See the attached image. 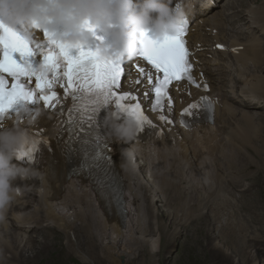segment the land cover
<instances>
[{
	"label": "bare ground",
	"instance_id": "6f19581e",
	"mask_svg": "<svg viewBox=\"0 0 264 264\" xmlns=\"http://www.w3.org/2000/svg\"><path fill=\"white\" fill-rule=\"evenodd\" d=\"M258 3L253 0L251 4L257 5ZM261 3L255 8L247 4L243 10H239L243 7V0H227L226 3L228 9L236 10V14L232 17L235 24L239 21L244 25L245 30L253 29L257 32L255 38L260 41L257 42L252 38L253 35L237 38V42L244 48L235 57L244 67H247L248 71L243 67L237 68L234 81L240 82L245 89L239 91L238 88L229 87L227 76L215 77L214 81L210 80L213 75L229 73L225 59H230L237 50L228 49L223 52L208 53L210 57L207 58L206 65L203 61L204 54L201 52L196 54V58H200L202 62V65L198 64V66L204 73H207V79L213 86L212 90L220 97L221 103L213 124L201 125L197 129H224L221 132V138L215 142L212 153L205 157L206 162L210 159L208 165L214 174L213 177H218L217 182L213 178L209 179L208 190L202 192L204 188L201 186L198 170L189 166V174L184 171L182 164L188 160V154L183 144L168 151L157 149L155 154H137L121 144L115 145L117 164L127 184L129 200L128 216L122 223L115 215L108 217L93 191L82 183L70 181L66 191L60 192L64 199L61 202L55 201L51 205L40 193L38 184L25 186L30 189V201L35 204L32 212L42 214L41 218L44 223L54 226L60 233H65L63 236L65 245L72 244L68 236L69 232L74 231L75 235L82 234L84 240L82 241L87 245L84 244L88 263L89 259L96 261L98 258H103L104 262L99 264H121L120 260L124 257L125 264H131L145 255L148 260L154 261L155 257L160 256L163 248L165 249V244L173 242L177 237H182V231L195 228L193 234L202 231L205 236L204 246L201 243V247L205 257L207 252L210 253L207 255L209 264H215L213 259L217 261V264H264V250H257L258 252L253 250L256 248L255 243L264 247V229L255 226L256 220L264 218V212L260 213L254 208L255 205L262 207L260 205L262 200L259 201L258 195L250 197L249 200L243 198L251 188H254L253 176L255 177L257 173H259L258 176H264V0ZM183 6L190 12L197 13V16L203 15L205 24L209 26L217 17V15H211L213 9L206 11L211 6L201 0H187L183 2ZM213 6H216V3ZM219 24V22L215 23L216 26ZM229 26L232 31L234 24L230 22ZM192 38L196 37L192 36ZM39 124L46 128L44 129L46 133H49L50 129H58L47 117L41 118ZM164 154L169 160L162 159L158 162V158H163ZM252 168L256 171L250 174ZM248 179H253L250 182L251 185L245 186L243 182ZM258 184L259 181H256L255 186L257 187ZM188 192L196 195V204L189 205ZM238 193L240 195L238 196L239 206L236 200ZM220 196L222 201L218 203V200H215ZM180 202H183L184 210L181 216L177 212ZM164 203H167L168 208L162 210ZM205 209L206 213L211 212L215 216L231 214L234 218L235 221L228 224L221 234L220 239L226 246L209 243L213 240V236L208 231L207 218L203 214ZM238 212L246 216L245 220H250L253 227L246 224L242 218L239 219L235 215ZM12 213L9 211L6 217ZM28 214H23L25 218H14V231H10L7 227L0 231V252L5 253L6 260L15 264H26L24 260L19 261V257L22 256L19 253L25 249L29 250L27 255V260H29L46 253L48 251L46 247L50 245L47 239L43 238L45 235L50 237L46 232L38 236H25V233H21L18 225L29 222ZM154 220H157V223H154ZM203 224H206V230L201 229L204 228ZM152 228L159 231L157 236ZM251 230L257 232L251 238V242L254 243L252 247L248 246L246 238L251 234L249 233ZM7 235H10V240L6 238ZM77 238L79 242V237ZM183 239L184 242L180 244V249L184 254V262L186 264H208L198 259L196 247H199L200 243L196 237L188 232ZM232 243L236 247L230 251L229 245ZM241 243L246 245L239 249ZM56 244L55 240L52 246L56 248ZM243 253L245 258H242ZM16 257L18 261L15 260ZM59 258L55 257L53 262L64 264L63 259L61 262ZM84 260L86 261L85 258L80 261L83 263ZM152 263L147 262L146 264Z\"/></svg>",
	"mask_w": 264,
	"mask_h": 264
},
{
	"label": "snow or ice",
	"instance_id": "6c2138e0",
	"mask_svg": "<svg viewBox=\"0 0 264 264\" xmlns=\"http://www.w3.org/2000/svg\"><path fill=\"white\" fill-rule=\"evenodd\" d=\"M179 7V5H177ZM175 36L157 41L150 38L147 33H141V46L138 56L150 65L157 74L154 78L151 72L144 67L137 66L136 71L142 77H146L147 83L152 86L155 94L156 108L163 109L164 101L167 100L169 107L172 99L169 96V86L174 81L186 80L196 87L199 85L193 79L192 65L189 61V50L186 47V26ZM89 30H93L89 27ZM48 36L47 33H45ZM50 47L44 53V62L37 71L27 62V58L34 55L29 41L17 32L0 25V120L17 115L20 109H13L23 102V107L35 110L41 102L45 108L60 110L62 99L70 98L72 108L69 112L79 113V124L88 123L93 128L102 110L114 105L115 108L128 116L135 118L139 128L151 122L141 111L139 102L134 104L126 101H137V97L130 93H120L122 77L126 75L127 65L119 58L101 59L95 51L79 49L77 56H72L71 51L48 36ZM53 48L58 49L54 51ZM19 54L23 63L15 57ZM63 59L66 70L60 74L59 61ZM162 74V75H161ZM11 78L9 84L8 78ZM137 84L141 83L138 79ZM34 86H31L33 85ZM63 89V97L59 96L56 88ZM198 105L191 104L184 110L185 114H191V109ZM162 121L166 117L161 115ZM70 122L71 117H70ZM172 123L171 120H166ZM100 135H96V147H99ZM39 141H33L23 152L19 160L32 161L37 151ZM93 163L98 164L102 159L101 154L93 150ZM103 166V165H98ZM122 206V201H121Z\"/></svg>",
	"mask_w": 264,
	"mask_h": 264
},
{
	"label": "clouds",
	"instance_id": "9594fccd",
	"mask_svg": "<svg viewBox=\"0 0 264 264\" xmlns=\"http://www.w3.org/2000/svg\"><path fill=\"white\" fill-rule=\"evenodd\" d=\"M187 16L174 0H0V25L27 37L47 29L50 38L70 51L85 48L101 28L110 43L95 52L101 59H135L141 46V33L163 41L177 35ZM89 27L93 30H89ZM58 29L59 34L52 30ZM38 109L22 107L15 119L31 124L39 117ZM110 135L119 141L133 139L139 130L135 118L109 114L105 117ZM28 129L19 123L0 124V219L21 194L16 181L29 178L30 170L21 167V152L33 143Z\"/></svg>",
	"mask_w": 264,
	"mask_h": 264
},
{
	"label": "rangeland",
	"instance_id": "374dc122",
	"mask_svg": "<svg viewBox=\"0 0 264 264\" xmlns=\"http://www.w3.org/2000/svg\"><path fill=\"white\" fill-rule=\"evenodd\" d=\"M217 1V0H216ZM216 1H214V3H216ZM261 1L262 0H255V2H259L257 5H255V4H251V3H253V0H243V2H244V4H243V7L242 8H240L239 10H243V9H245L246 8V6H247V4H250V7L251 8H255V7H257V6H259V5H261L262 3H261ZM206 9V8H205ZM207 10V9H206ZM198 16H200L201 17V15H198ZM257 24V23H256ZM242 26V25H241ZM263 64H264V62H263ZM246 109H250V108H248V107H245ZM243 162V161H242ZM254 170L256 171V169L255 168H252V169H250V174H252L253 172H254ZM259 175V173H257L256 175H255V177L253 176V178H254V183L252 182V180H247V181H245L244 182V184H247V185H251V183L250 182H252V184H253V186H254V188H251V190L249 191V193H248V195H244L243 196V198H246L245 200H249L250 199V197H254V196H257L258 195V197H259V201H261L262 200V202H260V205L262 206V207H260L259 205H255L254 206V208L255 209H257L258 210V212H260V213H262V212H264V176H258ZM261 175V174H260ZM257 179V180H256ZM256 181H259V184H258V186L256 187L255 186V182ZM238 199V197H236V200ZM164 210H165V208H163ZM162 209V210H163ZM220 213V212H219ZM218 216H220V215H218ZM218 216H215V218L216 217H218ZM149 217H152L151 215H149ZM223 218L224 216H220V218ZM219 218V217H218ZM231 218V217H230ZM233 218V217H232ZM152 220V219H151ZM230 222L231 221H226L225 220V224H226V226L228 225V224H230ZM246 224H249L250 225V227H253V225L250 223V220H248V219H246L245 221H244ZM154 223H157V220H154ZM162 223H163V221H162ZM257 223V224H256ZM255 226L257 227V228H262V229H264V227H263V225H264V218L263 219H261V220H256L255 221ZM166 226H168V225H166ZM169 226H171V225H169ZM203 227L204 228H201V229H204V230H206V224H203ZM218 228V230H216V231H218V234H219V237H217L216 239L215 238H213V240L212 241H210L209 243L210 244H212V245H214V244H219V245H224V246H226L225 244H223V241H222V239H220L221 238V230H220V226L219 225H217L216 224V226H215V228ZM153 230H154V234L157 236L158 235V233H159V231L157 230V229H154V228H152ZM195 228H192L191 230H185L184 232L182 231V237H177L173 242H171V243H169V244H165V249L163 248V250L161 251V253H160V256L159 257H155V259H154V261L153 260H148V258H147V256L145 255V256H143V257H141V258H138L137 260H135L133 263H131V264H146L147 262H150V263H152V261H153V263L152 264H186L185 262H184V260H183V257H184V254H182L183 252H181V249H180V244L182 243V242H184V239H183V236L185 235V234H188V232H189V234L191 235V236H195L196 237V239L199 241V247H196V250H197V252H198V259L199 260H201V261H203L204 260V262H208L209 261V256L207 257V255H210V253H208L207 252V254H206V257H205V254H204V252H203V248L201 247V243H202V245L204 244L203 243V240L205 239V236H204V234H203V232L201 231V232H195L194 234H193V232L195 231L194 230ZM209 231V230H208ZM192 232V233H191ZM210 232V231H209ZM74 233V231H71V232H69L68 233V236H69V239L71 238V242H72V244H70V245H65L63 242V236L65 235V233H58L59 235H60V237H61V239H58V238H52L51 236L50 237H48V236H44L43 238H46L47 239V241L49 242V244L50 245H47V249H48V251L46 252V253H44V254H40V256L38 255L37 256V258H32V259H29V260H27V255H28V253H29V250L28 249H25V251H23V252H21V253H19V254H22V256L21 257H19V261H25L26 262V264L28 263V264H60L59 262H53V259L56 257H60L59 259H60V261L62 262V259H63V262H64V264H99L100 262H104V259L103 258H98V260H94V259H89L90 260V262L88 263V260H87V258H86V256L88 257V255L86 254V250H85V246H87L85 243H83V236H82V234H78V235H75V234H73ZM249 233H251V234H249V235H247V241H249L250 240V238H252V236L253 235H255V234H257V232L256 231H254V230H251ZM38 234L39 233H36V234H30V233H28L27 234V236L28 235H33V236H38ZM44 234V232H41V234H39V235H43ZM79 237V242L81 241L83 244H81V242L79 243L78 242V238L77 237ZM8 240H10L11 239V237H10V235H7V237H6ZM51 239V240H50ZM249 239V240H248ZM55 240H56V242H57V244H56V248H54V246H52V244L54 245L55 244ZM83 240V241H82ZM241 240H242V243L244 242L243 241V239L241 238ZM206 241V240H205ZM78 244H77V243ZM224 242H226V241H224ZM52 243V244H51ZM230 243V242H229ZM240 244V247H239V249H242L246 244ZM84 244H85V246H84ZM206 244V243H205ZM80 245H81V247H80ZM89 245V244H88ZM249 245H251V247H252V243L250 244V242H249V244H248V246ZM65 246V247H64ZM68 246H72V247H68ZM84 246V247H83ZM204 246V245H203ZM230 246V251H231V249H232V251L234 250V248L236 247V245L234 244V243H232L231 245H229ZM228 246V247H229ZM51 247V248H50ZM80 247V248H79ZM242 247V248H241ZM67 248V249H66ZM82 248V249H81ZM205 248V247H204ZM249 249V248H248ZM254 251L256 250H260V249H258V247H256V248H254L253 249ZM68 251V252H67ZM70 251V252H69ZM257 251V252H258ZM69 253V254H68ZM75 253H76V255H75ZM79 253V254H78ZM181 253V254H180ZM67 254V255H66ZM81 254H83V255H81ZM82 256V257H80V256ZM183 255V256H182ZM242 255V254H241ZM42 256V257H41ZM79 256V257H78ZM178 257H179V259H178ZM246 256H245V254L243 253V256H242V258H245ZM86 259V261L84 260V262L82 263L81 261L83 260V259ZM263 258H264V256H263ZM37 259H39V260H37ZM67 259V260H66ZM102 259V260H101ZM123 260H120V263L121 264H125L126 262H125V260H124V257L122 258ZM35 260H37V261H35ZM81 260V261H80ZM41 261V262H40ZM49 261V262H48ZM107 261V260H106ZM159 261V262H158ZM213 261H214V263L215 264H217V261L216 260H214L213 259ZM98 262V263H97ZM208 264H209V262H208Z\"/></svg>",
	"mask_w": 264,
	"mask_h": 264
}]
</instances>
